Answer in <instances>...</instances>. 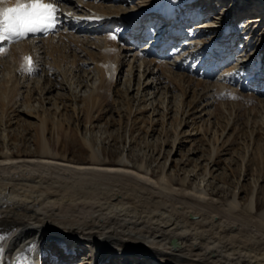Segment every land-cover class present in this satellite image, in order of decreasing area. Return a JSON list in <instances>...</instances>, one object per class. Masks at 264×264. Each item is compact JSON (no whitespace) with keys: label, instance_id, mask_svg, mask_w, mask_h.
Segmentation results:
<instances>
[{"label":"bare ground","instance_id":"obj_1","mask_svg":"<svg viewBox=\"0 0 264 264\" xmlns=\"http://www.w3.org/2000/svg\"><path fill=\"white\" fill-rule=\"evenodd\" d=\"M111 1L120 7L126 2H132V0ZM165 1L159 0L157 3H153L151 11L159 9ZM170 1H174V5L181 3L180 0ZM184 1L187 4L184 6L186 12L182 19L191 16L193 18L191 23H195V27L214 28L212 22L206 21L209 17L208 10L205 13L198 10L199 7L208 6L210 0ZM247 1L240 0L239 3L246 5ZM250 1L256 2L254 9L258 13L264 11V0ZM239 3L235 2L237 6L235 16L238 14ZM0 7L2 6L0 5ZM123 12H121L123 16L119 17L117 21L127 22L126 17L131 14V11L123 9ZM69 13L72 14V18L65 20L63 27L74 33L86 32L84 24L88 25L89 22L97 19L94 14L89 12L74 11L72 6ZM106 13H102L101 16H106ZM98 17L100 18V16ZM243 18L245 20L242 21L241 25H238L240 20L234 24L233 19L229 20V12L225 13L223 17L217 18L220 29L218 28L217 34L214 35L213 33L214 39L219 38L225 30L243 33L242 35L249 39L251 33L254 34L252 31L260 27L264 17L259 13L242 15ZM101 22L100 20V22H92L91 24ZM165 26L162 21L160 25L153 28L155 37L151 39L150 45H153L161 37ZM191 26L187 28L183 26L181 31H187L192 28ZM125 28L132 31L134 46L147 40L146 34L128 27ZM246 32L248 33L245 34ZM189 33L190 37L183 39L180 41V45H174L170 49V51L175 50L177 52L181 50L177 55L179 58L183 56L184 60L181 59L183 64L180 65L179 61H175L179 59L176 56L169 57L170 54L161 47H158L156 55L175 62L176 67L179 68L184 65L187 66L189 61L194 60L196 61L194 68L197 69L200 62L196 59L201 52L205 54L208 46L204 43L205 40L199 39L198 36L195 38L191 31ZM68 35L76 38L73 33ZM54 36L44 40L14 45L10 58L18 66L11 67L15 70L10 69L13 77L9 78V81L3 85L5 93L9 90V86H11L10 89L14 86L11 90L14 95L21 86L20 78H17L18 73L30 76V78L37 75L39 71L37 59L40 58V55L35 48L41 41L51 40ZM209 41L212 45L213 41ZM263 41L264 39L254 42L253 39L250 44H245V46L242 41L240 42V52H244V48L247 50V53L237 60L239 67H241L240 70H242L241 74L244 75L246 69L248 72L251 71L252 66L246 65V62H249L250 58L257 54L254 50L263 45ZM5 42H7L5 38L0 39V45L4 46ZM106 45L110 46L105 44L103 49L101 82L98 87L96 85L94 87L97 91L96 97L102 103L108 100L111 86L115 84L116 79L118 80L122 66V56L118 53L112 55L111 51L105 49ZM148 49V46L143 49L145 53H142V56L145 59L150 56L147 52ZM250 52L251 54H248ZM4 53H7L6 49ZM27 58H31V68L28 67ZM118 58L121 61H117ZM203 62L206 63V61ZM257 62L254 60V65ZM142 63L144 64V60H141ZM171 66L170 70L175 69ZM210 70L211 72L205 71V74H215L218 71L212 65H209L208 71ZM257 72L250 73L249 77L257 75ZM83 73L86 75L87 72L84 71ZM151 73L153 74V72ZM126 74L129 78V86H131L134 69L126 71ZM84 75L78 77L81 79L79 86L84 84L83 82L87 83L89 74L86 78ZM146 75L140 73L138 92L141 91L142 85L145 86L142 89L143 92L149 91L150 86L153 87L154 85L150 84L151 79L157 81L156 77L147 76L146 78ZM141 77H145V80H142ZM229 77L227 75L224 79L217 78L222 82L217 81L215 83L218 85L216 89L217 85H208L213 89L201 97L200 103L194 109L193 117L200 116L202 119L203 114H210V111L206 109L207 107L201 111L198 109L212 99L225 105L223 99L227 96V99H234L237 102L238 121L242 123L247 120L245 111L250 107L249 105L254 107L256 99L259 101L260 97L256 93L251 97L245 96L241 91L247 90V86L237 85V89L230 90L229 88L235 84L233 77ZM46 79L49 81L46 86H50L48 90V94H50L57 89L58 85L48 78ZM173 79L175 80L176 77L172 78V83H174ZM201 80L204 81V78L199 79L198 82ZM176 81L182 86L183 80L176 79ZM41 83L42 78L37 81L38 85ZM200 84L202 83L198 85ZM100 88L102 89L101 93ZM130 88L126 90V93L129 92ZM145 97H142L143 100ZM243 98H247V100L245 101ZM93 100L92 98L91 101L93 102ZM8 101L9 105H12L15 99L8 98ZM93 106L95 107L94 103ZM213 118L218 120L216 116ZM235 123L229 130L230 137L234 136L237 131V123ZM229 125L230 121H228L225 130ZM178 138L179 135H176L172 141L173 149L176 147ZM37 141L39 150L36 153L23 151L14 154L8 150L0 154V264H44L43 261H46V258L50 257L49 254H51L47 252L42 254L45 246H47L46 248L55 247L62 251L58 255L51 254L54 260L47 262V264H113L118 260H120L119 264H122L125 260L131 261V256H136L138 259L146 256L148 259L165 263L169 261L168 253L171 252L177 255L180 262H182L183 256L189 255L203 259L205 264H264L263 204L259 202L258 196L253 193L254 191L251 200L243 204L238 202L236 193H234L233 198H224L209 192L205 182L207 175L213 177V167L203 168L202 174L205 176L199 185L192 184L188 177L174 179L170 177L171 175L169 179L160 177L159 180L157 178L155 180V173L151 172V168L146 165H131L127 163L128 160L106 161L100 158L92 144L88 146L89 149H92L89 151L91 154L89 159L69 160L55 154L44 135L37 133ZM255 143H257V150L262 153L264 150L262 136L258 137ZM257 183H255L256 187ZM59 235L60 237L52 239V242L49 241L52 236ZM76 236L79 237L78 240H75ZM98 236L115 238L113 243L115 249H111L101 242H94L99 239ZM134 239L140 240V243L154 244L159 248V252L152 254L153 252H141L142 250L139 248H129L132 247L130 241ZM82 247L87 248L92 256L78 254L77 250Z\"/></svg>","mask_w":264,"mask_h":264},{"label":"rangeland","instance_id":"obj_2","mask_svg":"<svg viewBox=\"0 0 264 264\" xmlns=\"http://www.w3.org/2000/svg\"><path fill=\"white\" fill-rule=\"evenodd\" d=\"M157 1L159 0H132L131 3L126 2L120 7L113 3L106 4L101 0H93L87 10L90 13L94 12L97 17L100 16L103 24L98 23L101 24L98 27L95 26L97 24H84L86 32L75 34L76 38L61 34L51 40L41 41L35 48L40 55L37 59L39 71L32 78L18 73L17 78H20L21 86L14 95L11 93L14 86L11 89L9 86L7 93L3 86L13 77L10 69L15 70V68L11 67L18 66L10 58L14 46L9 49L4 46L8 49L6 54L2 53L0 48V154L8 150L14 154L23 151L36 153L39 150L37 133H40L49 141L53 152L61 157L69 160L79 158L87 160L91 156L89 151L92 150L88 146L92 144L100 158L106 161L128 160L127 163L131 165H146L155 173V180L156 178L159 180L160 177L169 179L171 175L170 177L174 179L188 177L192 184L199 185L205 176L202 174L203 168L213 167V177L207 175L205 182L209 192L224 198H233L236 193L241 204L250 201L252 194L255 193L264 210V150L262 153L259 152L255 143L258 137L262 136L264 139V97H260L259 101L255 98L254 107L249 105L250 107L245 111L248 118L242 123L237 119L236 100L227 99V96L223 99L225 105L212 99L198 109L201 111L207 107L211 116L209 113L203 114L202 119L200 116H192L201 97L213 89L208 85H214L217 81L222 82L219 79L231 75L229 78L233 77L235 85L229 86V89H237V85L245 84L244 86L249 88L241 92L251 97L256 93L255 77L248 79L246 75L241 74L240 67H236L238 65L236 60L220 68L217 73L215 72L216 75L205 74L203 70V76L201 72L199 76V70L195 69L193 64L179 68L169 59L157 56L145 59L142 56V53H145L144 44L134 46L131 36L124 31L123 23L111 21L114 18L118 20L123 13L125 15L123 9L129 11L134 7L143 8ZM211 2L214 5L209 12L210 21L211 17L216 19L223 17L228 12L229 6L232 8L230 10L232 15L236 12L232 11L236 8L232 5V0ZM220 7H223L221 11ZM105 12L107 15L101 16ZM259 13L264 15V11ZM216 19L211 21L214 28L195 27L192 32L201 40L213 38V33H216L219 27V20ZM252 32L254 34H251L249 41L253 37L264 38V28ZM113 36L116 39H113ZM108 40L112 42L110 46L117 48L115 54L122 56V66L118 80L116 79L115 84L111 86L108 100L102 103L96 97L97 91L94 87L95 85L98 87L101 82L102 54ZM140 59L144 60V64H141ZM117 61L121 59L118 58ZM175 61L181 64V58ZM171 65L175 69L170 70ZM234 68L236 70H233ZM133 69L134 76L129 86L126 71ZM84 71L87 72L86 75ZM140 73L147 74L146 78L156 77V82L155 79L150 80V84L154 85L150 86L149 91L143 92L145 86L142 85L141 91L138 92ZM88 74L87 83L83 82L84 84L79 86V80L81 81L80 78L78 79L79 75H84L86 78ZM172 76L183 80L182 86L176 79H173L174 83H172ZM41 78L42 83L38 85L37 81ZM46 78L58 85L50 94H48L50 86H46L49 81ZM141 78L145 80V77ZM201 78H204V81L198 82ZM199 83L202 84L198 85ZM129 87L131 88L126 93ZM217 87L218 85L215 89ZM99 91L101 93L102 89L100 88ZM141 96L145 97L144 100ZM8 98L15 99L12 105H9ZM243 100L246 101L247 98ZM215 116L218 120L213 118ZM228 121L230 125L225 130ZM234 123L238 133L236 131L234 136L230 137L229 130ZM176 135H179V138L173 149L172 141ZM235 137H238L237 140ZM164 141L166 143H163ZM58 237L60 235L52 236L49 241L52 242V239ZM78 238L76 236L75 240ZM97 238L99 239L94 242H101L115 249L113 244L115 238L108 236ZM130 245L133 248H129H139L141 252H153L152 254L159 252V248L154 244L140 243L137 239L130 241ZM46 247L42 254L62 253L58 248ZM77 251L81 256L85 254L92 256L85 247ZM51 254L46 261H43L44 264L54 260ZM168 254L169 261L165 263L148 259L146 256L140 259L131 256V261L125 260L122 264H205L204 260L198 257L186 255L180 262L177 255L172 252ZM119 263L120 260L113 264Z\"/></svg>","mask_w":264,"mask_h":264},{"label":"snow or ice","instance_id":"obj_3","mask_svg":"<svg viewBox=\"0 0 264 264\" xmlns=\"http://www.w3.org/2000/svg\"><path fill=\"white\" fill-rule=\"evenodd\" d=\"M56 15V6L46 0H16L13 7H0V39L18 40L45 32L54 26ZM27 59L31 68V58Z\"/></svg>","mask_w":264,"mask_h":264}]
</instances>
